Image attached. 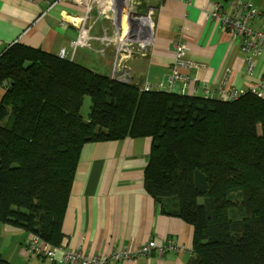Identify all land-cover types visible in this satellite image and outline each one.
<instances>
[{
    "label": "trees",
    "instance_id": "obj_1",
    "mask_svg": "<svg viewBox=\"0 0 264 264\" xmlns=\"http://www.w3.org/2000/svg\"><path fill=\"white\" fill-rule=\"evenodd\" d=\"M0 83V223L60 245L83 145L150 137L144 188L193 227L188 264H264V96L142 90L19 43Z\"/></svg>",
    "mask_w": 264,
    "mask_h": 264
},
{
    "label": "crops",
    "instance_id": "obj_2",
    "mask_svg": "<svg viewBox=\"0 0 264 264\" xmlns=\"http://www.w3.org/2000/svg\"><path fill=\"white\" fill-rule=\"evenodd\" d=\"M52 1L0 0V55L14 43L55 55L65 47L68 57L72 56L69 59L109 76L114 45L103 38V33L111 25V18L96 7L88 10L78 0H59L54 4ZM136 1H140L139 12L152 11L154 41L146 56L120 59L121 66L129 69L132 83L164 80L175 60L178 40L185 42L186 57L200 65L189 69L193 81L184 94L202 96L204 90H209L213 98H218L228 69L231 70L229 85L242 92L251 91L255 83L264 80V50L254 58L249 74L240 38H232L219 19L208 15L217 2L231 8L239 0ZM248 1L262 11L253 20V28H264V0ZM81 19L88 27L91 46L72 51L70 42L79 33ZM178 87L174 85V89ZM5 90L6 86L0 83V100ZM150 146V137H125L83 145L61 226L62 244L68 250L109 255L119 249L137 251L154 240L155 247L149 254L136 253L107 264H188L193 254V227L162 212V205L168 204V200L161 203L144 188ZM1 224L0 255L11 264H65L59 250L52 258L28 254L23 240L29 233ZM168 238H173L183 249L159 252L157 247L163 246Z\"/></svg>",
    "mask_w": 264,
    "mask_h": 264
},
{
    "label": "built area",
    "instance_id": "obj_3",
    "mask_svg": "<svg viewBox=\"0 0 264 264\" xmlns=\"http://www.w3.org/2000/svg\"><path fill=\"white\" fill-rule=\"evenodd\" d=\"M59 0H53L56 3ZM85 3L89 8L96 7L100 13L111 18L112 23L108 29L104 30L103 38L113 43L114 59L109 77L122 82H131V73L127 67L121 66L122 57H132L135 55H147L148 48L153 44V21L152 11L139 12L138 2L131 0H78ZM261 14V10L248 0H239L231 8L225 7L220 2L215 3L214 9L208 14L211 19H219L221 25L231 34L232 38H240V46L244 52V62L246 69L251 74L254 58L264 50V28L254 29L252 22ZM87 18V15H86ZM88 27L82 19L77 37L70 42L72 51L77 47H90ZM175 60L169 67L165 79L152 83L145 81L139 85L142 90H166L176 93H184L189 87L193 78L190 77L189 69L197 68L200 65L194 63L186 57L185 42L178 40L175 44ZM72 54V53H71ZM59 58L68 57V49L63 47L58 52ZM72 60V59H70ZM122 67V69H120ZM124 67V68H123ZM228 69L223 79L218 98L222 101H232L240 97L243 93L235 86L229 85ZM179 87L174 89V85ZM257 96H264V80L255 83L251 90ZM202 97L213 98L209 90H204ZM155 247L154 240L141 247L137 251L119 249L109 255L86 254L80 249L68 250L64 244L53 246L42 239L37 234H30L24 240L26 252L32 256L52 258L55 251L61 252L62 261L65 264H107L110 260H121L135 256L136 253L149 254ZM159 252H178L183 247L177 245L173 238H168L163 246L157 247Z\"/></svg>",
    "mask_w": 264,
    "mask_h": 264
},
{
    "label": "rangeland",
    "instance_id": "obj_4",
    "mask_svg": "<svg viewBox=\"0 0 264 264\" xmlns=\"http://www.w3.org/2000/svg\"><path fill=\"white\" fill-rule=\"evenodd\" d=\"M134 1H136V0H131V2H134ZM136 2H140V1H136ZM91 97H90V95H85V96H83V101H82V105H81V108H80V113H81V115H82V117H83V119L84 120H88V116H89V113H90V107H91ZM6 120V119H5ZM1 226H2V224L0 223V233L2 232V229H1ZM30 234H28L27 235V237L29 236ZM26 237V238H27ZM25 238V239H26ZM24 239V240H25ZM24 240H23V246H24ZM49 244H51L50 242H49ZM52 245V244H51ZM35 257H39V256H35ZM42 258H46V257H42ZM122 260V259H121ZM110 261H112V260H110Z\"/></svg>",
    "mask_w": 264,
    "mask_h": 264
},
{
    "label": "water",
    "instance_id": "obj_5",
    "mask_svg": "<svg viewBox=\"0 0 264 264\" xmlns=\"http://www.w3.org/2000/svg\"><path fill=\"white\" fill-rule=\"evenodd\" d=\"M9 83H11V81H9Z\"/></svg>",
    "mask_w": 264,
    "mask_h": 264
}]
</instances>
